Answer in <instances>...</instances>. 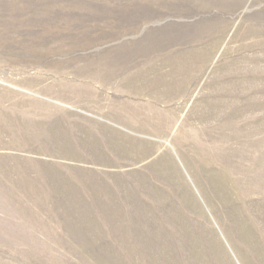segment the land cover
<instances>
[{
  "label": "rangeland",
  "instance_id": "1",
  "mask_svg": "<svg viewBox=\"0 0 264 264\" xmlns=\"http://www.w3.org/2000/svg\"><path fill=\"white\" fill-rule=\"evenodd\" d=\"M0 264H264V0H0Z\"/></svg>",
  "mask_w": 264,
  "mask_h": 264
}]
</instances>
